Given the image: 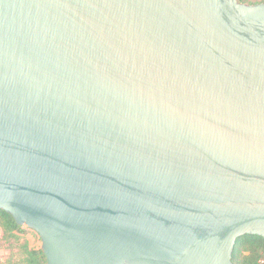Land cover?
I'll return each instance as SVG.
<instances>
[{
    "label": "water",
    "instance_id": "1",
    "mask_svg": "<svg viewBox=\"0 0 264 264\" xmlns=\"http://www.w3.org/2000/svg\"><path fill=\"white\" fill-rule=\"evenodd\" d=\"M0 210L46 264H232L264 238V1L0 0Z\"/></svg>",
    "mask_w": 264,
    "mask_h": 264
},
{
    "label": "trees",
    "instance_id": "2",
    "mask_svg": "<svg viewBox=\"0 0 264 264\" xmlns=\"http://www.w3.org/2000/svg\"><path fill=\"white\" fill-rule=\"evenodd\" d=\"M22 230V226L15 223L13 218L0 210L1 238L14 237L16 232ZM23 258L19 264H46L45 256L39 249H29L22 246ZM264 255V238L259 236H244L236 240L232 252V264H256Z\"/></svg>",
    "mask_w": 264,
    "mask_h": 264
},
{
    "label": "rangeland",
    "instance_id": "3",
    "mask_svg": "<svg viewBox=\"0 0 264 264\" xmlns=\"http://www.w3.org/2000/svg\"><path fill=\"white\" fill-rule=\"evenodd\" d=\"M24 244L29 249L41 248V240L38 234L24 226L21 231L14 234V237H0V264H19L23 258L22 246Z\"/></svg>",
    "mask_w": 264,
    "mask_h": 264
},
{
    "label": "built area",
    "instance_id": "4",
    "mask_svg": "<svg viewBox=\"0 0 264 264\" xmlns=\"http://www.w3.org/2000/svg\"><path fill=\"white\" fill-rule=\"evenodd\" d=\"M238 1L241 3H246V4H254V3L262 2V0L261 1H259V0H238ZM0 248H1V246H0ZM256 264H264V255L262 256V258H260L258 260V262Z\"/></svg>",
    "mask_w": 264,
    "mask_h": 264
}]
</instances>
